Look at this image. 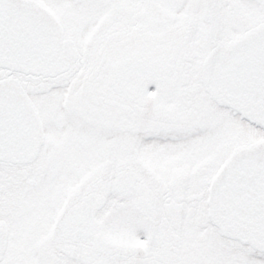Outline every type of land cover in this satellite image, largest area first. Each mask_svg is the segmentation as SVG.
Wrapping results in <instances>:
<instances>
[{"label": "snow or ice", "instance_id": "snow-or-ice-1", "mask_svg": "<svg viewBox=\"0 0 264 264\" xmlns=\"http://www.w3.org/2000/svg\"><path fill=\"white\" fill-rule=\"evenodd\" d=\"M0 264H264V0H0Z\"/></svg>", "mask_w": 264, "mask_h": 264}]
</instances>
